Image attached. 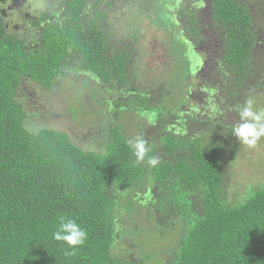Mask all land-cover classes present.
Returning <instances> with one entry per match:
<instances>
[{"label":"trees","instance_id":"1","mask_svg":"<svg viewBox=\"0 0 264 264\" xmlns=\"http://www.w3.org/2000/svg\"><path fill=\"white\" fill-rule=\"evenodd\" d=\"M89 1L62 0V8L57 1H43L41 8L20 12L18 31L0 12V264H148L152 254L143 248L144 238L172 234L168 225L175 219L183 231L176 232L179 238L160 264H264V181L236 176L235 165L247 145L233 135L235 124H221L224 131H216L210 117L190 113L191 121L212 129L186 133V118L175 111L183 94L175 80L186 75L187 67L182 76H171L170 84L180 95L175 105L146 106L138 94H129L126 104H120V109L158 123L157 135H144L139 124L136 137L148 149L143 160L114 120L102 151L82 148L60 129L37 124L29 128L37 113L23 105L25 79L51 91L59 87L55 78L73 64L77 73L100 79L103 87L125 86L129 80V46L110 52V28L103 29L99 22L104 11L96 8L92 16ZM147 1L150 23H157L167 39L169 30L177 38H184L183 32L197 38L194 3L178 9L185 22L182 29L168 10L177 0ZM209 4L212 22L222 30L218 70L232 78L233 93L253 60L251 17L240 0ZM141 30L138 23L127 32L137 35ZM27 31L31 37H25ZM171 116L174 119L168 120ZM152 157L158 160L154 166L148 163ZM132 215L151 223L147 230L135 228L144 231L143 236L132 238V247L125 249L137 258L134 261L124 257L121 242V230L128 229L124 223ZM61 217L75 219L86 231L83 245L72 249L54 238Z\"/></svg>","mask_w":264,"mask_h":264},{"label":"rangeland","instance_id":"2","mask_svg":"<svg viewBox=\"0 0 264 264\" xmlns=\"http://www.w3.org/2000/svg\"><path fill=\"white\" fill-rule=\"evenodd\" d=\"M43 1L48 3L57 1L59 6L63 7L62 0H23V6L20 9L10 8L7 23L13 25L15 30H20L16 23L23 21L22 14L30 8V10L41 8ZM240 1L245 4L250 14L251 28L255 33L252 43L253 60L247 77L243 75L235 92L231 93L229 88L235 87V84L231 82L232 78L227 70H225L227 75H224V71L218 70L216 62L222 48L219 35L222 30L212 22L210 0H177V6L175 3L168 8L172 14H175L179 28L183 29L185 22L181 18L182 15L178 13V9L180 7L185 9L191 5L189 3L195 4L199 29L197 38H190L188 32L182 33L191 46L184 38H177L170 30L167 33V39L157 23H150L153 21L149 17L152 12L147 0H90L92 16L96 15L94 11L96 8L104 11V17L100 18L99 22L103 29L110 28L108 35L112 44L110 52L116 51L122 45L124 48L129 46L130 62L127 63L130 69L129 80L125 86L105 84L103 87L100 79L77 73L73 64H70L72 69L69 67L64 69V74L55 78V84L59 87L51 91L25 79L21 83L22 91H20L23 105L27 110L37 113L31 116L29 128L34 129L33 124H37L60 129L72 142L82 148L96 151L104 149L107 127L112 120L118 123L122 133L131 140L138 138L136 134H138L139 124L144 135H157L156 120L152 121L146 115L139 116L137 112L120 109V104H126V97L129 94L132 96L138 94L143 96L146 106L175 105L180 95L177 87L170 84L173 78L171 76L176 72L182 76L186 67V75L175 80L183 90L181 104L175 111L180 117L186 118L184 120L185 127L187 125L186 133L198 135L208 129L203 122L191 121L188 117L190 113L192 117L199 119L210 117L212 122L217 123L215 128L213 125L216 131L217 129L224 131L221 124L232 126V128L234 124L239 125L243 121L240 119L238 108L243 107L246 101L253 102L254 111L264 109V0ZM0 9L3 7L0 6ZM21 11L22 14H20ZM162 19L165 24L172 25L169 19ZM138 23L141 25V32H137V35L135 31L129 33ZM37 32L38 29H34L32 34L39 38ZM27 36L31 37L29 31L25 33V37ZM157 78L158 81H156ZM107 100L111 101L110 105L105 103ZM106 107L111 112L107 111ZM175 118L177 119L176 116ZM172 119H174L172 116L168 117V120ZM178 119L181 118L178 117ZM173 121L176 122V120ZM211 129L209 127L208 131ZM243 150L235 165L236 176L239 180L264 181V138H261L254 148L246 146ZM237 191L242 192L241 189ZM139 218L138 215H132V218L124 223L125 228H128L121 230L124 252L127 247H132V238L138 241L143 236L144 231H136L135 228L142 226L147 230L151 226L150 219L143 216ZM156 219L159 223L161 222V219ZM172 222H174L173 225H168L173 230L172 234L157 236L150 241L144 238L143 248L151 250L152 254L148 264H160L170 255L171 249L174 248L172 244L179 238L176 232L182 234L183 231V226L180 222L177 223V219ZM146 236L144 234V237ZM124 257L133 261L137 260L128 252ZM141 258L138 257L139 260L144 259Z\"/></svg>","mask_w":264,"mask_h":264},{"label":"clouds","instance_id":"3","mask_svg":"<svg viewBox=\"0 0 264 264\" xmlns=\"http://www.w3.org/2000/svg\"><path fill=\"white\" fill-rule=\"evenodd\" d=\"M253 102L246 101L243 107L238 108L242 123L233 128V135L238 141L249 148H254L257 142L264 138V109L253 110ZM128 144L132 147L139 160H143L148 151L145 141L142 138L129 140ZM148 163L156 165L158 160L154 157L149 158ZM57 241H62L70 248L75 249L85 243L87 238L86 231L71 217H61L57 230L53 233Z\"/></svg>","mask_w":264,"mask_h":264},{"label":"flooded vegetation","instance_id":"4","mask_svg":"<svg viewBox=\"0 0 264 264\" xmlns=\"http://www.w3.org/2000/svg\"><path fill=\"white\" fill-rule=\"evenodd\" d=\"M22 2L23 0H0V6L3 7V9H0V12L4 15L5 18H7L10 14V8L16 7L20 9L23 6ZM24 13L28 14L27 12Z\"/></svg>","mask_w":264,"mask_h":264}]
</instances>
